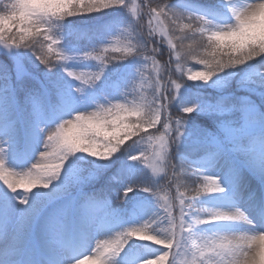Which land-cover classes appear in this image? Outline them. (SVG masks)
Segmentation results:
<instances>
[{"label": "rangeland", "instance_id": "1", "mask_svg": "<svg viewBox=\"0 0 264 264\" xmlns=\"http://www.w3.org/2000/svg\"><path fill=\"white\" fill-rule=\"evenodd\" d=\"M239 3L241 0H124L123 4L90 12L93 17L82 21L52 17L48 34L58 38L59 45H54L56 52L50 59L56 60V54L63 52L70 57L56 62L52 69L40 63L28 48H5L0 44V157L6 171H19L35 162L42 150L45 130L75 112L94 109L97 103L110 100H121L132 108L143 99H151L158 75L163 86L169 79V68L177 67V62H169L176 35L189 32L185 27L191 23L187 13L204 15L216 23H230V7ZM150 7L164 8L167 16H149ZM168 9L185 19H176ZM150 21L155 29L151 37L165 49L167 66L156 59V52H162L158 44L152 53L148 40ZM37 28L43 33L48 25H33V32ZM8 35L5 33V39ZM129 43L143 44L148 51L142 56L134 52L107 65L83 55L98 49L97 53L108 59L122 55L112 48L123 49ZM106 44L111 47L105 53ZM144 55L153 59L147 61ZM262 60L264 57H259L228 69L207 83L192 81L202 85L197 90L187 89L184 84L179 90L167 88L165 95L175 92L173 98L179 112L195 104L196 108L184 115L202 119L196 122L186 117L177 142L170 140L168 159L178 166V181L171 168L162 170L157 137L164 133L163 128L158 125L160 131L156 132L145 125L144 131L125 141L109 158L75 153L61 176L47 188L12 192L0 183V264H70L86 252L93 257L88 264H99L97 258L104 248L122 239L118 234L129 228L146 225L142 235H156L160 229H167L164 209L170 207L178 217L179 194L192 197L196 189L203 187L206 175L218 177L223 191L202 194L191 209L186 199L185 211L191 213L207 206L226 211L239 207L252 223L212 222L197 225L196 231H264V72L259 70ZM190 66L200 67L195 61ZM65 69L77 75L101 69L103 72L98 80L85 84L69 76ZM82 78L89 79L87 75ZM171 134H175V129ZM140 136H144V141ZM142 155L149 157L150 163L131 158ZM182 165L186 166L183 170L179 169ZM184 178L190 179L192 185L185 186ZM129 187L132 190L125 194ZM144 187L152 188V192L144 191ZM21 196L27 198V204L19 202L17 197ZM190 219L186 216L187 221ZM98 244L99 249L95 250ZM165 251L168 249L164 245L136 236L129 238L119 253L104 254L109 257V264H143ZM181 251L180 247L173 248L176 255L172 257L170 253L165 264L170 260L184 264L188 257L179 255Z\"/></svg>", "mask_w": 264, "mask_h": 264}, {"label": "clouds", "instance_id": "2", "mask_svg": "<svg viewBox=\"0 0 264 264\" xmlns=\"http://www.w3.org/2000/svg\"><path fill=\"white\" fill-rule=\"evenodd\" d=\"M70 2L72 0H0V44H3L5 48H28L40 63L49 69L54 68L58 60L49 59V62L45 64L39 58L45 53L47 44V38L43 33L51 32L49 21L52 17H56L49 14L60 11ZM230 12L233 17L232 22L223 24L216 23L204 15L187 13L186 18L191 23L185 27L191 32V36L180 37V44L176 45V48L180 49L176 53L178 67L175 68L187 80L207 83L214 76L228 69L244 65L254 58L264 57V0H241L238 5L230 7ZM175 18L185 19V16ZM41 24L48 25V28L43 33L39 32L38 28L36 32H33V25ZM5 33L9 34L7 39H5ZM25 37L28 38L25 39ZM186 38L192 43L184 45L183 40ZM57 40L59 42L58 38ZM63 53L67 59H70L65 52ZM107 60L111 63L118 59L114 55ZM192 61L200 67H188ZM171 70L172 68H169V79L165 84L168 89H176V85L181 86L183 81L180 77H174ZM259 70L264 72V60ZM65 71L68 75L72 72L68 69ZM96 73L82 72L81 75L82 77L87 75L88 80L95 81L99 79ZM171 100L172 98L170 103ZM120 101L97 103L94 109L75 112L71 117L61 119L54 126L47 128L42 150L39 151L35 162L27 168L17 171L9 167L11 170L6 171L5 162L0 157V183L12 192L29 193L38 186L47 188L61 176L69 157L75 153L82 152L92 157L109 158L125 144V141L136 136L134 133L141 125L154 126L159 120L158 108L153 103V97L143 99L139 112L129 111L131 108ZM191 106L196 108L195 104ZM185 107L180 113H176V117L186 119ZM101 118L103 127L111 133L110 135L105 136L96 130L95 124ZM137 120L139 124L136 123ZM179 136L175 130V135L169 134L168 139L176 143ZM140 138L144 141V136ZM210 176L218 181V177ZM24 198L17 197L21 204L27 203ZM237 209L240 216H232L231 213ZM164 211L166 212L167 209L165 208ZM181 219L183 236L180 239L182 251L179 255L188 257L184 264H264V231L249 233L247 231L195 230L197 225L212 222L244 221L251 224L252 221L241 208L234 207L226 211L213 206L200 207L195 208V211L191 213L190 221ZM172 234L173 229L169 223V227L160 229L159 234L142 235L139 239L159 244L161 238L169 239ZM118 235H122L123 238L107 245L104 248L105 252L111 253L113 245L116 248H123L129 238L136 237L126 231ZM98 249L99 244L95 250ZM87 253L78 256L70 264H88L93 257ZM165 261L166 257L158 255L155 259L145 260L143 264H165ZM174 262L175 260L173 264ZM99 264H102L101 260Z\"/></svg>", "mask_w": 264, "mask_h": 264}, {"label": "snow or ice", "instance_id": "3", "mask_svg": "<svg viewBox=\"0 0 264 264\" xmlns=\"http://www.w3.org/2000/svg\"><path fill=\"white\" fill-rule=\"evenodd\" d=\"M124 0H72V2L68 3L67 6L63 9H61L58 12L55 13H50L49 15H54V16H59V17H63V16H70L76 13H90L93 11H98L110 6H113V4H123ZM168 12H171L172 15L174 17H180L181 14L179 13H173L171 10L168 9ZM149 16L153 17V18H157L160 16H167V13L164 11V8H149L148 11ZM150 23V30L148 33V36L151 37L155 31V29L151 28V21ZM46 38H47V51L41 55L39 58L42 60L43 63L47 64L49 62L50 56L52 54H54L56 52L54 45H58L59 42L57 39H53L52 35H49L48 33H43ZM28 37H25V39H27ZM171 43V41H170ZM111 47L110 44H106L104 46L103 51L106 53L108 52L109 48ZM173 50H175L176 45H173ZM139 48V51H138ZM112 51L114 53H121L122 55H115V58L118 60H122L127 56L132 55L134 52L137 55H143L145 52L148 51L147 47L144 46L143 44H132L129 43V45L127 47H124L123 49L121 48H112ZM157 51L156 48L152 49V52L155 53ZM172 53H170L171 55ZM84 56L87 57H94L96 60H100L104 65H107L109 62L107 59H104L102 57L101 54L97 53V51H89V52H85L83 53ZM145 59L148 61L150 59H153L152 56L149 55H144ZM67 59V57L64 55V53H57L56 54V60H65ZM171 63V61L169 62ZM178 67V65H177ZM103 72V69H101L100 72L96 73V76L98 78H100L101 74ZM69 76H75L76 79L78 80H82L85 84L93 82L92 80H86L82 78V75H77L75 72H70ZM180 85L177 84L176 85V90L180 89ZM167 90L166 84L161 86L160 85V77L158 75L156 81H154L153 83V103H155L157 105L158 108V117L159 120L157 121V123L154 126H147V128L150 129H155L156 132L160 131V127H157L158 125L161 126L164 129V133H162L159 137H157V139L160 141L159 147H160V152H159V157H160V162L163 165L162 170H165L167 168H171L173 171V178L176 179L178 181L179 177L176 173V170L178 169V166L174 163H172L170 160L167 159V154L169 151V144L170 141L168 139L169 134L173 131V129L176 130L178 136L182 134V124L184 122L183 118L180 117H175L173 118L172 115L169 112L168 109V105L170 103V99L173 97H170L169 92L167 93V95H165V92ZM77 91H79V89H77ZM167 101V103H164V101ZM194 110L193 106H187L184 108L185 113H190L191 111ZM129 111H136L139 112L141 111V107L140 105L138 106H134L131 109H129ZM137 124H139V121H136ZM96 130L100 133H102L103 135L107 136L110 135L111 133H109L104 127H103V120L102 118L96 122L95 124ZM115 131V130H114ZM144 131V125H141L136 132L134 133L135 135L139 134L140 132ZM147 135V133H145ZM148 138L151 140L152 136L149 135ZM0 151H2V149H0ZM132 159H142L143 162H148L150 163V158L146 157V156H132ZM186 166H180L179 169L183 170ZM199 171V170H197ZM167 174V172H165ZM136 187V186H133ZM221 189H223L220 185V183L216 180H213L211 178L210 175H206L204 177V182H203V187L202 188H198L195 190L194 195L190 198L185 197L184 193H180V199H179V216L177 217L174 212L171 210L170 207H166L167 211L166 213V219L168 220V222L171 224V227L173 229V234L169 239H163L161 238V242L159 244L164 245L165 248L168 249V251H165L163 254H161L162 256L166 257V260L168 259L170 253L172 255V257H174L176 255L175 252H172L173 248H179L180 247V239L183 236V230L181 227L182 224V219L186 220V216H191L190 212H186L185 211V206H186V199L188 200L187 203V207L188 208H192L194 205V201L200 197L202 194L205 193H210V192H221ZM132 187H129L125 190V194L128 191H131ZM144 191H149L152 192V188L150 187H144L143 188ZM177 191H179V189H177ZM155 195V193H153ZM25 201L28 203L27 198H24ZM26 203V204H27ZM232 216L235 217H239L240 216V212L237 209L236 211L231 213ZM147 226L145 225L144 228H129L126 232L127 233H132L134 236H142L145 228ZM124 248V247H123ZM123 248H116L115 245H113L112 248V252L110 253V255H115L117 253H119L121 251V249ZM105 251L101 252L99 257L102 264H107V261L109 260L108 256H105ZM168 264H173V260H170L168 262Z\"/></svg>", "mask_w": 264, "mask_h": 264}, {"label": "trees", "instance_id": "4", "mask_svg": "<svg viewBox=\"0 0 264 264\" xmlns=\"http://www.w3.org/2000/svg\"><path fill=\"white\" fill-rule=\"evenodd\" d=\"M65 17H67V18H70V19H73V20H75V21H82V20H84L86 17H93V14H89V13H76V14H73V15H70V16H65ZM181 34V33H180ZM184 35L185 36H191V33H189V32H186V33H184ZM177 36V39H176V41H175V44L174 45H179L180 44V37H178L179 35H176ZM7 38V37H6ZM179 38V39H178ZM149 41H150V43H151V47H152V49L153 48H156L157 49V41H156V39L154 38V37H149V39H148ZM179 42V43H178ZM192 43V41L190 40V39H184L183 40V44L184 45H189V44H191ZM158 46L161 48V50H162V52H160V51H158V52H156V55H158V57L156 58V59H158V62H160L161 64L162 63H165V65L167 66V65H169L168 64V62H167V58H168V56H167V54L166 53H164V50L162 49L163 47L160 45V44H158ZM172 50H173V48H172ZM178 51H180V49L177 47V48H175V50H173V54H172V58H171V62H172V64L173 65H175L176 64V62L178 61V58L176 57V53L178 52ZM153 53V52H152ZM257 58H259V57H257ZM257 58H254L253 60H255V59H257ZM253 60H251V61H253ZM250 62V61H249ZM172 67V66H171ZM171 74L174 76V77H180L181 79H182V83L181 84H184V85H187V89H190V90H197V89H199V88H202V85H200V84H197V83H194V82H192V81H190V80H187V78H185V77H183L182 76V74H178L177 73V71L176 70H174L173 68H172V70H171ZM166 76H168L167 75V73H166ZM170 95L172 96V97H175L174 95H175V92L173 93V90H171L170 91ZM174 98H172V100H171V103H169V110H170V114L172 115V117L173 118H175L176 117V113H180L179 111H178V109H177V107H176V105H175V103H174ZM186 117H192V115H185ZM192 120H194V121H201L202 122V119H200V117H198V119H193V118H191ZM153 131H155V130H153ZM175 134H171V136H174ZM182 181L183 182H186L185 183V186H191L192 185V182L190 181V179H187V178H184V179H182ZM177 189H179V188H177ZM177 189H176V191H177Z\"/></svg>", "mask_w": 264, "mask_h": 264}]
</instances>
